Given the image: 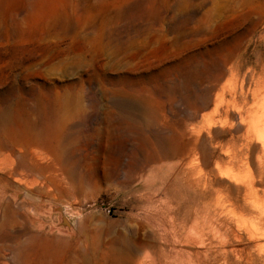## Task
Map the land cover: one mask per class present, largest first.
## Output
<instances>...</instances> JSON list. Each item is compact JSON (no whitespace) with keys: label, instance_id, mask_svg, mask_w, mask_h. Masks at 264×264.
<instances>
[{"label":"rangeland","instance_id":"rangeland-1","mask_svg":"<svg viewBox=\"0 0 264 264\" xmlns=\"http://www.w3.org/2000/svg\"><path fill=\"white\" fill-rule=\"evenodd\" d=\"M243 82L264 0H0V264H264L208 173L251 145L218 115Z\"/></svg>","mask_w":264,"mask_h":264},{"label":"bare ground","instance_id":"bare-ground-1","mask_svg":"<svg viewBox=\"0 0 264 264\" xmlns=\"http://www.w3.org/2000/svg\"><path fill=\"white\" fill-rule=\"evenodd\" d=\"M239 90L243 98L242 105L239 104L236 96L232 102H229V105L233 108L232 113L227 112L226 117H223L221 113L218 115L221 122L234 121L239 126L245 127V135L247 140L251 141V145L247 151L240 149L235 153L233 152L232 155L230 151L227 152L225 154L228 157L226 167L216 164L208 173L215 180H227L230 186L235 189V194L238 197L242 196L245 200H249L258 210L264 211V90H254L253 104L248 110H245V105H250L249 94L252 90L244 82ZM237 93L238 90L236 89L234 96ZM224 97L225 90L221 98ZM211 124L213 123L210 122L209 125ZM197 182H199V188L200 181L198 180ZM204 186L209 188L210 183L208 180L204 182ZM215 204L223 208L236 206L232 197L223 194H218ZM239 220L245 225L257 226L259 224L256 220L250 221L243 217H240Z\"/></svg>","mask_w":264,"mask_h":264},{"label":"water","instance_id":"water-1","mask_svg":"<svg viewBox=\"0 0 264 264\" xmlns=\"http://www.w3.org/2000/svg\"><path fill=\"white\" fill-rule=\"evenodd\" d=\"M51 212H57L58 214H59V216H60V222H59V224L58 225H55V226H53V228H55V230H58L59 228H61V227H63L62 226V224H63V222L66 224V226L68 227V232H67V234H70L71 233V231H72V228H71V225H70V223L67 221V219L63 216V214H62V210L60 209V208H58V207H52L51 208Z\"/></svg>","mask_w":264,"mask_h":264}]
</instances>
